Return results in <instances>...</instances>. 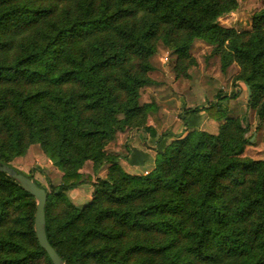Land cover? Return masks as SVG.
<instances>
[{"label":"trees","instance_id":"1","mask_svg":"<svg viewBox=\"0 0 264 264\" xmlns=\"http://www.w3.org/2000/svg\"><path fill=\"white\" fill-rule=\"evenodd\" d=\"M237 7L238 0H0V161L12 166L37 143L63 172L46 190L45 217L66 264H264V161L245 155L251 127L246 116H228L230 95L181 112L206 111L218 133L178 135L147 174L127 173L122 155L106 150L128 127L161 144L165 133L145 120L153 104L141 102L158 41L181 64L196 40L214 46L224 69L237 62L236 79L264 122V8L239 32L220 22ZM87 161L108 174L93 180L81 171ZM88 184L92 200L76 206L68 192ZM36 210L35 197L0 172V264H53L36 235Z\"/></svg>","mask_w":264,"mask_h":264},{"label":"rangeland","instance_id":"2","mask_svg":"<svg viewBox=\"0 0 264 264\" xmlns=\"http://www.w3.org/2000/svg\"><path fill=\"white\" fill-rule=\"evenodd\" d=\"M263 8L264 0H238L236 10L221 17L220 22L239 32L250 31L253 16ZM189 53L190 57L181 64L172 48L158 41L157 51L150 59L153 70L149 76L152 80L142 88L141 102L153 104L147 113L146 124L153 126L158 136L165 135L157 147L149 134L137 128L128 127L119 132L116 139L107 144L106 150L122 155L119 164L127 173L147 174L155 166L157 151L164 150L178 135L186 136L194 129L218 133L220 122L211 119L206 111L183 115L182 118L180 113L188 108L204 107L221 91L230 95L225 101L228 116H246L250 124L245 155L264 161V122L260 124L256 110L249 106V87L236 79L241 71L239 64L233 62L224 69L221 56L214 51L213 45L204 40H196ZM184 121L189 124L188 131L185 130ZM138 160L143 164L137 166L134 162ZM11 164L46 190H49L51 183L59 184L62 179L63 172L37 143L31 144ZM108 168L105 166L95 173L94 163L87 161L81 171L90 174L95 180L97 175L105 177ZM93 192V186L88 184L69 191L68 196L76 206L83 207L92 200Z\"/></svg>","mask_w":264,"mask_h":264},{"label":"water","instance_id":"3","mask_svg":"<svg viewBox=\"0 0 264 264\" xmlns=\"http://www.w3.org/2000/svg\"><path fill=\"white\" fill-rule=\"evenodd\" d=\"M0 172H4L23 187L28 193L32 194L37 201L35 215V230L38 241L43 249L46 250L53 264H66L60 257L55 248L50 244L46 232L45 206L47 202V191L40 187L32 178L20 173L14 167L0 161Z\"/></svg>","mask_w":264,"mask_h":264},{"label":"crops","instance_id":"4","mask_svg":"<svg viewBox=\"0 0 264 264\" xmlns=\"http://www.w3.org/2000/svg\"><path fill=\"white\" fill-rule=\"evenodd\" d=\"M137 166H140L141 164H143L142 162H140L139 160L138 161H136V162H134ZM85 186H87V185H84V186H82V187H79V188H83V187H85ZM79 188H76V189H79ZM76 189H73V190H71V191H74V190H76Z\"/></svg>","mask_w":264,"mask_h":264}]
</instances>
